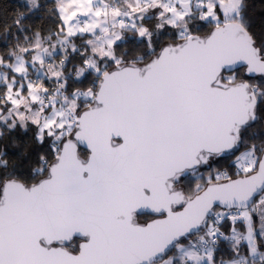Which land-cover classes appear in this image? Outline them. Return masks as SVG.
<instances>
[{
  "label": "snow or ice",
  "instance_id": "1",
  "mask_svg": "<svg viewBox=\"0 0 264 264\" xmlns=\"http://www.w3.org/2000/svg\"><path fill=\"white\" fill-rule=\"evenodd\" d=\"M41 7L3 24L0 264H264L252 0Z\"/></svg>",
  "mask_w": 264,
  "mask_h": 264
},
{
  "label": "trees",
  "instance_id": "2",
  "mask_svg": "<svg viewBox=\"0 0 264 264\" xmlns=\"http://www.w3.org/2000/svg\"><path fill=\"white\" fill-rule=\"evenodd\" d=\"M42 7L39 10L33 11L30 15L26 16V19L24 20V24L27 27H31L32 31H36L40 29L41 27L44 28H51L54 26V19L50 17L49 10L52 5V0H39ZM252 2L255 4L254 13L257 14L254 16V19H256L257 26H259V16L264 15V13H261V8L264 7V5H261L260 0H252ZM20 11H26L24 8V0H0V47H3L4 41L2 39L3 35V24L5 21L11 22V18ZM15 31V29H13ZM128 47H133V42H128ZM237 75H241L238 73ZM242 76V75H241ZM79 86V85H77ZM22 139L25 137H21ZM14 161V157L10 154V162ZM227 164L226 160H221L218 164L214 165V167H219L221 169L224 168V166ZM26 170V166L24 169ZM192 183L194 185V181H191L190 179H186L184 181L185 187ZM227 253V248L224 244H221L219 252H218V258L220 255H224Z\"/></svg>",
  "mask_w": 264,
  "mask_h": 264
},
{
  "label": "flooded vegetation",
  "instance_id": "3",
  "mask_svg": "<svg viewBox=\"0 0 264 264\" xmlns=\"http://www.w3.org/2000/svg\"><path fill=\"white\" fill-rule=\"evenodd\" d=\"M238 73H240L241 75H243V69H240L239 71H238ZM237 73V74H238ZM144 219H146V217H141V220L143 221Z\"/></svg>",
  "mask_w": 264,
  "mask_h": 264
}]
</instances>
